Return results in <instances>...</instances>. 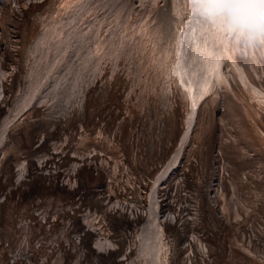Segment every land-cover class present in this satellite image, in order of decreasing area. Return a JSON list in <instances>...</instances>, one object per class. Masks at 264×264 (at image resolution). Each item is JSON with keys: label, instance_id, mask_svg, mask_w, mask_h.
I'll return each mask as SVG.
<instances>
[{"label": "rangeland", "instance_id": "1", "mask_svg": "<svg viewBox=\"0 0 264 264\" xmlns=\"http://www.w3.org/2000/svg\"><path fill=\"white\" fill-rule=\"evenodd\" d=\"M21 2L24 0H5L2 7L5 11L1 14L0 30L4 31V41H6L7 24L18 22L17 19L20 20L21 15L25 14L19 41L12 39L13 43L11 45L9 43L11 48H8L9 57H0V71L3 72L6 70L4 67L6 61H8L6 62L9 65L8 68L12 65L16 66L20 61L24 72L26 68L23 63L26 61L33 60L32 67L36 69L43 63V57L46 54L41 30L46 28L49 35L51 25L55 23L54 15L50 14L54 12L58 14V11L56 12V5L54 8H51V5L66 4L65 0L60 2L49 0V4L40 1L39 4L32 2L30 5V2L27 7ZM35 8H42L44 11L37 16L34 14L33 20L28 21V15ZM64 10L66 9H63L62 14ZM136 15H138L136 11L132 10L129 17L131 19ZM105 18L110 19L109 15L101 16L98 22L87 25L90 29L88 30H92L96 35L94 39L90 37L91 32L86 30L78 29L74 32L76 37L72 39L81 41L82 44L79 46L83 49L81 53L74 51V48H71L73 46L70 45L57 52L58 61L50 87L43 91L44 93L33 104L34 117L21 126L26 127L27 136L19 134L15 125L7 130L8 136L11 132L14 136L9 138V146L3 153L6 161L11 160V162L0 167V194L10 187L17 189L12 190L11 194L5 192L3 197L0 196V203H3L4 197L8 198L4 204H1V207L3 205L4 207L0 211V247L6 246L9 249V254L5 256L0 254V264H12L19 259L22 261L25 256L32 258L28 264H99L103 259H106L104 264H146L144 255L147 245L156 242L165 247L166 255L170 259L169 264H216L213 259L217 260L219 256L214 252L216 250L214 245L213 249L208 246L209 250L200 246L195 247L193 244L189 247V237L195 236L194 232L197 231L194 229L197 224L202 226L214 241L217 238L215 236L222 235L228 243L234 241L237 245L236 259L228 260L229 253L232 251H227L224 257L228 258V264H261L264 262V189L254 194L261 199L260 202L255 199L248 202L253 206L259 204V212L257 208L248 207L243 203L251 193L240 196L239 204L235 203V198L229 204L221 197L222 203L220 201L217 203L220 206L208 201L211 196L202 195L209 180L226 177L224 165L229 167L228 173L237 180L230 187L242 190L244 187L251 186L248 184L251 183L248 173L253 166L246 168L248 172L244 171L245 151L240 145L241 140L233 137L236 136L237 131L232 126L240 122L242 125L240 134L244 139L253 132L260 135L259 142H264V123L262 122L264 116H260L261 112H259V109L264 110V101L260 98L261 95L258 92L260 90H252L254 96L248 94L249 99L254 101L253 105H249L246 93L239 89L243 81L235 78L233 83H227L229 89L223 90V94L217 97L220 101L216 105V110H219L221 100L225 97L228 100V109L230 111L231 108L232 112L231 120L225 124L226 137L224 134L221 136V129L213 123V120L206 122L203 119V106L196 109L198 112L192 120L190 114L192 103L198 95L196 90H189V83L187 84L182 78V63L174 61L175 46L171 45V40L161 41L156 38V35L144 38L142 51L145 60L141 61L142 66L139 63L138 68L145 72L146 81L149 74L159 71H161L160 75L164 74L163 76L169 79L172 74L177 77L176 82L174 80L177 90L176 94L173 93L174 96L156 94L150 100L146 95V81L143 82L144 78L138 75L137 66L134 65V68H131L134 63L140 62L139 58L133 55L129 58L131 50L134 54L135 47L138 46L142 37L139 40L134 38L135 28L126 25L127 35L124 37V44L121 45L123 48L116 51L118 48L114 47L115 50L114 48L110 50L108 44L103 43L104 39L111 35V38L118 39V43L119 37L112 35L109 30L108 33H102L101 28H94ZM116 19L113 17L110 20L115 23ZM135 20L139 23L142 19L138 15ZM202 40L206 39L199 38L201 43L198 41L193 44V51L194 47L200 50L205 46L204 48L212 53L217 48L213 43L215 40L208 41V44L204 46L205 41ZM111 52H114L112 57L114 70H111L112 66L110 68L107 66L105 59L106 54L111 55ZM150 53L155 56L153 60H147ZM78 54L81 56L76 59ZM260 56L263 57V54ZM255 62L248 67L253 76L256 73L259 74V67ZM100 70L105 71L101 76L103 80L98 77ZM120 70L131 72L130 75H128L129 72L122 75ZM132 70H136L134 72H137L136 77H131ZM113 71L115 74L112 77L107 76ZM195 72L197 74L198 71ZM5 77L6 75L4 79ZM24 77H27V72L24 73ZM16 80L17 77L14 82ZM35 80L38 81L36 78ZM194 80L192 78V82ZM253 80L257 83L260 78ZM2 84L3 82L0 83V121L7 113V104L15 100L13 95L18 97L21 93L16 87L18 82L12 83L14 89L10 91L12 96L8 98L7 92L3 93ZM256 86L260 88V85ZM121 88L125 89L124 92ZM207 92L203 91V94ZM156 101L161 102L162 105L156 108L154 105ZM187 106H189L188 109ZM235 106L240 110L236 111ZM243 107L250 114L245 117V123L240 118V113L244 112ZM255 120L259 121L260 125H256ZM21 129L19 128V131ZM185 129H187L186 133H184ZM140 134L142 142H139ZM197 137L198 140H196ZM92 141L93 144H91ZM26 142L34 147L38 145V149L29 155L30 160L26 157L25 151L19 148V143ZM254 148V151L250 153L251 156L262 158L255 165L260 163V166L264 167V151L259 150L263 148L262 145L256 143ZM42 149L45 152L42 153ZM177 149H182L183 157L177 163L176 176L168 179V187L163 195L164 198L170 197V202L179 206L176 210L179 222L177 226H174V228L178 227L177 230L174 229L172 232L166 230L168 232L163 235L164 244V239L160 237V234L162 235L165 231L163 226H159L157 232L151 228L149 215L154 196L150 189L146 191V187L151 188L154 175H161L166 166H171L170 163L175 161ZM180 154L181 152L179 157ZM80 159L83 163L78 165L79 162L76 163V160ZM91 160H95V163ZM117 161L128 166V170L123 178L117 182L112 181L110 184L107 180L109 171L112 170L110 179L113 180L116 174L121 175L123 169L119 168V172L115 174L114 166L118 163ZM43 165L51 169L46 172L42 169ZM85 167H87L86 171H89L86 173L90 179L88 187L81 185L82 183L77 179ZM143 172L145 175L142 174ZM43 173L54 180L53 187L59 190L52 199L50 196L47 197L48 193L42 197V194L36 191L38 188L36 183L42 179ZM25 178L31 182L30 188H22L20 185L21 180ZM175 178L177 180L170 185ZM97 182L103 184L102 188H99L101 192L93 195L94 192L90 191L89 187ZM107 183L108 185H104ZM218 188L220 185L217 186ZM68 189L71 191L69 192ZM103 194L108 200L100 199ZM159 198L160 195L157 194L155 201L157 202ZM114 203L119 209L122 208V211L116 209ZM110 225L117 231L120 228L122 234L117 237L115 235L117 233L110 230ZM96 228L100 229L98 234H106V237L110 239L116 238L117 244L108 238L111 241L108 247L102 248L97 245L98 238L94 234ZM89 230L90 233L94 232L91 234L95 237L88 242L85 241V246L81 249L76 248L75 237ZM135 236L141 238L140 243ZM195 239L199 240L201 237ZM71 240L75 241L70 242ZM57 241L59 245H56ZM221 243L220 238L217 246L222 247L224 244ZM96 246L99 248V253L104 254L106 258L99 260L94 256L97 255ZM183 251L186 253L188 251L192 255L190 259ZM176 255H178V261L175 262Z\"/></svg>", "mask_w": 264, "mask_h": 264}, {"label": "bare ground", "instance_id": "2", "mask_svg": "<svg viewBox=\"0 0 264 264\" xmlns=\"http://www.w3.org/2000/svg\"><path fill=\"white\" fill-rule=\"evenodd\" d=\"M4 1L5 0H0V21H1V14L5 11V9L2 8L4 5ZM40 1L41 3L44 2L46 4H49V0H24V2H21V4H23V6L26 5L28 7L30 2H31L30 3L31 5L32 2L35 4H39ZM58 2H60V0H58ZM65 2L66 4L54 3L53 5H51V8H54V5H56L55 9H56V12L58 11V14H55V12L50 14L52 16L54 15L53 19L55 23L51 25L50 27L51 31L48 32L49 35H47L46 28H44L43 31L41 30V34L43 35L42 40H44L42 41L43 48L46 54V56L43 57L44 58L43 63L36 69L32 67V65L34 64L33 60L32 62L31 61L24 62L23 66H25L26 68L25 72H27V77H24V73H25L24 67H22V64L20 63V61L17 62L16 66L12 65L10 66V68H8L9 65L8 63H6L8 61H6L4 63V67L6 68L5 72L0 71V83L3 82L2 84L3 85L2 87H4L3 93L7 92L6 94L8 98L12 96L10 94V91L14 89V86L12 85V83L16 84L18 82L17 85L21 84L20 86L16 85V87H18V91L19 92L21 91V93L18 94V97H15V95H13V97L15 98L14 101H10V102L8 101L9 104H7V108H8L7 113L5 114L4 119L0 121V167L6 166L10 164L11 162V160L6 161V158L3 157V153L5 151L4 149L7 146H9L8 144L9 138L14 136L13 132H11L8 136V132H7L8 128L11 127L12 125H15L16 130L19 132V134L27 136V130H25L26 127L25 126L21 127V126L34 117V115L32 114L33 104L36 102L38 97L44 93L43 91H45L47 88L50 87L51 78L53 76V71L55 70L56 62L58 61L57 52L60 49H63L67 47L68 45H70V46H73L71 48H74V51H78V53H81L83 49L82 47H79V46L82 43L81 41L77 39L76 40L72 39L76 37L75 36L76 33L74 34V32L77 31L78 29H81V31L86 30L87 32H91L90 37H93V39L96 38V35L93 33V31L92 30L89 31L90 29L87 27V25L89 23L93 24L95 21L98 22L99 18L105 15H109L110 19L113 17L117 18L115 20L116 22L114 23L113 21L114 19L107 20L105 18L104 21L98 23V25L94 26V28L95 27L101 28L102 33H108V30H109V32H111L112 35L115 34L114 35L115 37L117 38L119 37L118 43H117L118 39L111 38L110 37L111 35L109 36V38L104 39L105 42L102 41L103 43L108 44V48L110 50H112L114 47L118 48L116 49V51L123 48L121 47V45L124 44L125 42L124 37H126L127 35L126 33L127 29L125 28L126 25L135 28L134 38H137L139 40L142 37L138 46L135 47L136 51L134 52V54H133V51L131 50V55H129V58H131L132 55L135 57H138L140 62L134 63L133 67L131 68H134V65H135L137 66L136 67L137 69L139 63L141 64V66L143 65V62L141 61L143 59L145 60V57H143L144 53L142 51V47L144 46V41H145L144 38L156 35V38L160 39L161 41L171 40L172 42L171 45H173V47L175 46L174 61L177 63L178 62L182 63V71H183L182 78L185 79L184 81L187 84L189 83L188 84L189 90L191 89L196 90L197 95H198L196 100L192 103V109L190 112L192 116V120L198 112V110L196 109H198L199 106L201 107L203 106L204 108L203 109L204 111L202 112L203 119H205L206 122L210 121V119L213 120V123L217 125V127H220L221 136L224 134L226 137L227 129L225 128V124L227 121L231 120L230 115L232 114L231 108H230V111L228 109V105H227L228 100L225 97H223L221 100L222 103H221L220 109L216 110L217 109L216 105L220 101V99L219 98L217 99V97L220 94H223V90L229 89L227 83H231L232 81L235 80V78H237V80L238 79L242 80L243 81L241 82L242 86H239V89L240 91H244L246 93L247 103L249 105H253L254 101L249 99L248 94H251L254 96V92H252V90H255V89L260 90L258 91L259 94L261 95L260 98L261 100L264 101V48L257 47L255 50H251L245 47L243 44H237V43H234L231 39L225 38L223 33L218 31L215 28V26H206L205 21L203 17L201 16L200 11L198 10V7H197L198 0H67V1L65 0ZM63 9H66V10H64L65 12L62 14ZM132 10H135L136 13L141 17L142 20L139 21V23L137 22V20H135V18H137L138 15L130 19L129 15H131ZM43 11L44 10L42 8H35L34 11H32L28 15V21L33 20L34 14H36L37 16V14L38 15L42 14ZM70 13L72 14L71 16H70ZM72 16L74 17L72 18ZM24 18H25V14H22L20 20L17 19L18 22L7 24V27L5 28V33L7 34L6 41H4L3 39L4 31L0 30V57H4V58L9 57L7 54H9L8 48L9 47L11 48L10 45L13 43L11 42L12 39L15 38L16 40L19 41L20 31L22 29V25H24V22H23ZM42 26H44V24ZM45 33L46 35H44ZM49 36H50V41H49ZM78 37H80L79 34H78ZM199 38L206 39L204 40L205 43L203 44V46L208 41L211 40L213 42L215 40V42L213 43H215L214 45L217 48L215 50L213 49L214 51L213 52L211 51L212 53L209 52L210 50L207 51L208 49L206 50L204 48L205 46L204 47L201 46L203 47L201 48L202 50L200 49L201 51L198 50L199 48L195 49L194 47V51H193V48H192L193 44L197 43L199 41ZM199 42L201 43V41ZM119 43L120 45H118ZM99 46H98V49H99ZM209 47H210V43H209ZM195 50H198V51L196 52ZM172 51L174 53L173 49ZM113 53L114 52H111V55H109L110 53H107L106 58H105L107 61L106 62L107 66L109 68L112 66L111 70H114L115 68L114 63L112 64L113 62L112 57H114ZM129 53H130V50H129ZM261 54H263V57L260 56ZM149 55L150 56H147V60H153L155 57L154 54L150 53ZM80 56L81 55L78 54L76 59ZM19 59L21 60L22 58H19ZM30 62H31V65H30ZM147 62L148 61H146V63ZM254 62L256 65H258L260 69L258 68L259 74L257 75L256 73V75L253 76L252 71H249L248 67ZM127 69L129 70V66H127ZM138 70H139L137 71L139 73L138 75L144 78L143 82H145L147 79V77L145 76V72L141 68H138ZM194 70L198 71L197 74ZM132 71L133 72L131 73L132 75L131 77H136L137 72L134 73L136 70L135 71L132 70ZM120 72L122 73V75L125 74L126 72H129L128 75H130L131 71L122 72L120 70ZM104 73L105 71L100 70V75L98 77L101 80L104 79V78L102 79L101 77ZM113 74H115L114 71L110 72L107 76L112 77ZM160 74H161V71H159L158 73H153L152 75L149 74L148 81H146L147 88L145 87L144 88L146 90V95L150 100L156 94H167V95L171 94L174 96V94L177 93V90L174 86V80L177 77H175V75L172 74L171 79H169L163 76L164 74L162 75ZM5 75L6 77L4 79ZM16 77H17V80L14 82ZM35 78L38 81H36ZM192 78L195 79L193 81L194 83L192 82ZM257 78L258 79L260 78V80H257V83H255L253 79H257ZM9 82L11 85L9 84ZM134 84L136 85V81ZM256 85H260V88H258ZM121 90L122 92H124L125 89L121 88ZM203 91L204 93L206 91L208 92L206 94H203ZM224 94L227 95L226 92H224ZM155 103L156 104L154 105L156 106V108L162 105V103L158 101H156ZM189 106H187V109ZM234 108L236 111L240 110L237 106H235ZM243 110L244 112L240 113V118L245 123V119H246L245 117L250 116V114L248 111L245 110L244 107H243ZM259 110H260L259 112H261L260 116L262 115L264 116V110L262 109H259ZM225 115H227V117H224ZM243 116L244 118H242ZM262 122L264 123V117H263ZM255 124L256 125L259 124V121L255 120ZM18 127L22 129L19 131ZM200 128H201V125H200ZM232 128L237 131L236 136H233V137L241 140L240 145L242 149L245 151L244 157H245L246 164L244 165V168H245L244 171L248 172L246 168H249L250 165L253 166V169L248 173V176L251 180V183H248V184L251 186L244 187L242 190L239 188L235 190L234 188L230 187L231 185L235 184L237 180L232 178V175L228 173L229 167L224 165V169L226 170V177H221V178L218 177L217 179L209 180V182L205 186V189L202 195L204 197H207V195L211 196V198L208 199V201L210 203H215V205L217 206H220L217 203L220 201L221 197L224 198L225 202L228 201L229 204H231V200H234L235 198V203L237 204L240 196H244L247 193H251L250 196L243 203L247 204L248 207L251 206V208H254V207L257 208V212H259L258 210L260 207L258 206L259 204L257 206H253V205H250L248 202L253 201V199L259 202L261 200L254 194L257 191L261 192V190L264 189V167H261L260 163L259 165H255L257 164V162L261 161L262 158L260 157L254 158L251 156L250 153L254 151L255 149L254 144L256 143L259 145H262L263 148H259V150L264 151V142H259L260 135L253 133V132H251L246 137V139H244L242 135L240 134V132L242 131V125L240 122L233 125ZM186 130L187 129H185L184 133H186ZM140 136L141 137H139V142H142V135L140 134ZM196 140H198V137ZM134 141L136 142V140ZM91 144H93V141L91 142ZM19 148L22 151L23 150L25 151L23 152L26 154V157L29 159V155L38 149V145L36 144L34 147L29 142L19 143ZM10 152L12 153V151ZM41 152L43 153L45 151L42 149ZM180 152L181 154L179 157ZM175 157H176L174 161L175 164L174 162L170 163L171 166H166L163 173L159 176L158 174L156 175L152 174L154 176H153V183L151 185V188L150 186L146 187V191L150 189L154 196L153 205H151L150 215H149V217L151 218V223H152L151 228L152 230L154 229L157 232V228L162 225L163 228L165 229V231L162 232V235L160 234V237L162 238L164 237L163 235H165V233L168 232L166 230H169V232H172L174 229L175 230L178 229V227L174 228V226L175 225L177 226V222H179L177 221L178 217L176 213V210H178L179 206L176 205V203H171L170 197L169 199L164 198L165 196L163 195V192H166L165 190L168 187L167 186L168 179H170L171 176H173L174 178L176 176L175 174L178 172L177 163L183 157L182 149L176 150ZM185 157L187 158V156ZM1 162H4V163H1ZM91 162L95 163V160H91ZM76 163L80 165L81 163H83V161H81V159L76 160ZM195 163H196V160H195ZM119 168H123L121 171V175L116 174L119 172ZM42 169L48 172L51 169V167H46L45 165H43ZM86 169L87 167H85V169L83 170V173L79 174V177H77V179L78 181L82 183L81 185H85L88 187L90 185V183L88 182L90 179L86 174L89 171H86ZM127 170H128V166H124L120 162H118L114 166L116 177L114 178L112 177L113 180H111L110 177L112 176V170L109 171V176L107 179L108 182L110 184H112V181L117 182L119 179L123 178L124 175H126ZM217 172L219 176V171L217 170ZM142 174L145 175V172H143ZM27 180L28 178L21 180L22 182L20 183V185L22 186V188L31 187V182ZM42 180H45V181H42ZM176 180L177 178H175L170 185H172ZM101 185L103 184H100L97 182V184H94V186H90L89 190L94 192L93 195H95V193L99 194L101 192L100 189L102 188ZM104 185H108V183ZM185 185L187 186V182H185ZM218 185H220V188L217 189ZM36 186H38L36 191L42 194L41 195L42 197L43 195L45 196L46 193H48L47 197L50 196L51 199L55 195V193L59 191L58 189L53 187L54 180L48 177V175H45L44 173L42 175V179H40L36 183ZM16 189H17L16 187H10V189L7 188L3 192V194H0V196L3 197L5 195L4 194L5 192H7L8 194L9 193L11 194L13 192L12 190H16ZM68 191L70 192L71 189H68ZM174 191H179V190H174ZM157 194L160 195V198L156 202L155 199H156ZM173 197L176 198V196H173ZM100 199L108 200L104 194L100 196ZM7 200L8 198H5V197L3 198L2 200L3 203H0V211L4 207V205L1 207V204H4V202ZM220 203H222V201H220ZM114 206L119 211H122V208L119 209L117 207V204L114 203ZM235 207L237 206L235 205ZM257 212L253 211L254 214H257ZM236 216L238 217V215ZM61 217L62 216H60V218ZM87 224L89 226V222H87ZM99 230H100L99 228H96V230H94L95 233L93 231L91 232V233H94L95 236H97L98 238L97 245L101 246L102 248H106L110 245L111 241L117 244L118 240L116 238L110 239L109 237H106V234L105 235H102V233L98 234ZM110 230L113 231L114 233H117L115 234L117 237L122 234V230L120 228H119V231H120L119 232L112 225H110ZM195 230L197 231V232H194L195 236L198 238L201 237V239L198 240V239H195L196 238L195 236H190L189 237L190 238L189 247L190 245L193 244L195 247L200 246V248L203 247V249L209 250L208 246H211L210 249H213V247L215 246L216 250L214 252L219 256L217 260L216 258L213 259V262H215L216 264H219L220 262L221 264H228V261H227L228 258L226 259L224 257V254H226L227 251L229 250H231L232 252L229 253L228 260L236 259V254H237L236 246L237 245L234 243L233 240L230 243H228L225 240V237L222 235V236H215L217 238L214 241L207 235V233L205 232V229L199 224H197L196 229H194V231ZM96 231H97V234H96ZM91 233H90V230L88 232L83 231L82 233H80L79 236H76L75 237L76 238V248L81 249L82 246H85V243H84L85 241L88 242L90 241V239H93L95 236H93ZM203 235H206L207 237ZM144 237H146V235ZM108 238L111 241L108 240ZM135 238L136 240H138V243L141 242V238L139 236H135ZM220 238H221V242L224 244L222 245V247L221 245L220 247H218L219 245L217 246ZM73 241L75 240H71L70 242H73ZM154 241L155 240H153V242ZM163 242L165 244V239ZM56 245H59L58 241L56 242ZM119 245L122 246L121 244ZM147 247L148 248L146 249V254H145L146 256L144 255L146 264H169L170 259L168 255H166L165 247L163 245H161L159 242H156V243H152L149 246L147 245ZM96 248H97V255L95 254L94 256L99 260L106 258L104 254L99 253L98 246H96ZM179 252L180 251L178 250V253ZM0 254L4 256L9 254V249L6 246H1ZM185 256L188 259H190L192 255H190L187 251V253L185 252ZM177 258H178V255L174 257L175 262L178 261ZM31 260L32 258H30V256H25L24 260L21 261L19 259L17 261H14L12 264H17L20 261H21L20 264H28ZM105 260L106 259H103L102 262L99 264H104Z\"/></svg>", "mask_w": 264, "mask_h": 264}, {"label": "clouds", "instance_id": "3", "mask_svg": "<svg viewBox=\"0 0 264 264\" xmlns=\"http://www.w3.org/2000/svg\"><path fill=\"white\" fill-rule=\"evenodd\" d=\"M206 26L225 38L255 50L264 48V0H198Z\"/></svg>", "mask_w": 264, "mask_h": 264}, {"label": "snow or ice", "instance_id": "4", "mask_svg": "<svg viewBox=\"0 0 264 264\" xmlns=\"http://www.w3.org/2000/svg\"><path fill=\"white\" fill-rule=\"evenodd\" d=\"M261 264H264V262H261Z\"/></svg>", "mask_w": 264, "mask_h": 264}]
</instances>
